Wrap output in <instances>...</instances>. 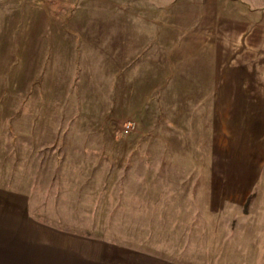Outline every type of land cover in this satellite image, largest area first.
Returning a JSON list of instances; mask_svg holds the SVG:
<instances>
[{"label":"rangeland","instance_id":"obj_1","mask_svg":"<svg viewBox=\"0 0 264 264\" xmlns=\"http://www.w3.org/2000/svg\"><path fill=\"white\" fill-rule=\"evenodd\" d=\"M2 1L0 190L57 229L264 264V108L204 106L185 0Z\"/></svg>","mask_w":264,"mask_h":264},{"label":"crops","instance_id":"obj_2","mask_svg":"<svg viewBox=\"0 0 264 264\" xmlns=\"http://www.w3.org/2000/svg\"><path fill=\"white\" fill-rule=\"evenodd\" d=\"M183 2L186 19L192 20L186 27L199 36L202 93L210 92L203 95L204 106L217 108L229 102L264 108V0ZM256 76L259 82L253 79ZM0 264L193 263L168 257L161 249L49 226L35 217L29 196L0 190Z\"/></svg>","mask_w":264,"mask_h":264}]
</instances>
